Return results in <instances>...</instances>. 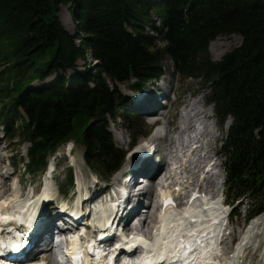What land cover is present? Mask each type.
I'll return each mask as SVG.
<instances>
[{
    "label": "trees",
    "instance_id": "trees-1",
    "mask_svg": "<svg viewBox=\"0 0 264 264\" xmlns=\"http://www.w3.org/2000/svg\"><path fill=\"white\" fill-rule=\"evenodd\" d=\"M70 4L75 36L57 17L59 7ZM230 35L242 37V45L213 61L211 42ZM88 52L95 70L68 79ZM168 59L184 79L209 88L221 119L233 118L225 141L229 183L248 193L264 189V0H0V120L9 135L32 143L33 172L69 141L111 172L123 153L106 130L107 118L115 116L122 95L106 80L135 79L138 90ZM52 76L50 88L31 89ZM142 134L136 127L132 140Z\"/></svg>",
    "mask_w": 264,
    "mask_h": 264
},
{
    "label": "rangeland",
    "instance_id": "rangeland-1",
    "mask_svg": "<svg viewBox=\"0 0 264 264\" xmlns=\"http://www.w3.org/2000/svg\"><path fill=\"white\" fill-rule=\"evenodd\" d=\"M59 20L64 28L70 30L74 35L77 34L76 25L72 19V12L70 7H61L59 10ZM156 23H159L158 18H156ZM71 22L72 25H68ZM152 34L150 31L148 32ZM243 43L242 37L238 35H230V36H222L216 38L210 44V54L214 61H220L225 55L230 53L231 51L239 48ZM87 64L90 67L96 66V61L90 55H87ZM86 62H80L79 71H84L86 69ZM172 63L170 61L166 64L167 72H171ZM68 77H73V73L69 72L67 74ZM170 79H166V83L168 85V81ZM177 81V80H176ZM174 81L173 84L176 82ZM134 81L126 83V84H117L111 85L112 90L125 94L126 97L132 96V91H130V85L133 84ZM110 87V90H111ZM172 87V85H171ZM177 87L180 91V98L177 102L178 106L175 110L172 111L169 117L164 118L163 124V132L165 134V140H167V148L165 150L166 159L169 162L173 160V151L175 149V139L174 135L179 131L180 120L183 119L185 112L190 108V105H194L195 109L198 110V116L195 117L192 115V122L190 123V127L192 130L189 132L185 140H189L192 138V142L195 140H204V138H209L213 140L212 148L215 152L221 151L223 147V142L226 139L228 128L231 125L230 120H226L221 122L214 111L213 105L207 102L208 99V91L203 90L201 86L200 80L195 79H187L177 82ZM1 103V102H0ZM201 111V112H200ZM122 122L117 121L114 122L112 120H108V130L112 134V139L117 148L120 150H127L130 144V139H125L124 132L122 129ZM20 126V120L18 124ZM147 125V124H146ZM195 125V126H194ZM149 127V126H147ZM145 127V129H147ZM203 132V133H202ZM140 141V140H139ZM141 144V141L138 145ZM30 147L29 143L19 144L18 138H14L12 140H2L0 141V199L11 200L16 194L19 195V203H15V206L18 207L21 203H24L25 199L36 196L41 188H47L53 199H58L60 194L63 191L64 193L69 192L68 190L71 188L68 184H70L67 179L69 173L71 172L68 168L69 163L72 162L74 165V169L76 172L80 173V179L91 184L92 182L89 179V175L91 172L94 173L93 180H101V173H98L94 169L89 168L84 159V155L86 153V149L76 143L70 146L61 147L53 156L51 157V161L56 168V172L52 176V180L47 178L45 181L40 175H29L24 174V166L26 161V152ZM72 150V158L68 160V154ZM197 158L198 156L194 154L193 158ZM199 158V157H198ZM201 160V157H200ZM203 160V161H207ZM16 161H18V167L16 166ZM15 163V164H14ZM194 164H191L190 167H194ZM205 165V163H204ZM173 174V173H172ZM174 176V174H173ZM54 177V179H53ZM225 171L224 167H221L219 174H215V177H211L209 182L204 184V188L208 190L210 193L219 192V196L221 194L225 195L226 185L223 182L225 181ZM49 180V181H47ZM81 180V182H82ZM119 179L115 178L114 175L108 179L111 184H115ZM91 182V183H90ZM222 182V183H221ZM46 183V184H45ZM43 184V186H41ZM219 187V188H218ZM51 188V189H50ZM87 185L82 189L86 190ZM59 192V193H58ZM81 192V191H79ZM71 194L73 196L74 189H71ZM67 196V194H66ZM247 201L244 200V206L241 208L243 214H245V210L247 209V205H245ZM98 206L102 205L101 202L97 204ZM183 210H177V214L181 215ZM154 219H150V224L153 225ZM151 228L147 229L148 240H151L154 236L151 234ZM237 233L240 234L244 243L237 245L238 254L236 255V259L234 262L238 264V262H243L244 264H261L263 258V253L258 254V252H263L264 250V217L262 218V222L258 225L255 224L252 228H248L244 226V224H240L237 227ZM246 241V242H245ZM261 257V258H260ZM255 259V260H254Z\"/></svg>",
    "mask_w": 264,
    "mask_h": 264
},
{
    "label": "bare ground",
    "instance_id": "bare-ground-1",
    "mask_svg": "<svg viewBox=\"0 0 264 264\" xmlns=\"http://www.w3.org/2000/svg\"><path fill=\"white\" fill-rule=\"evenodd\" d=\"M70 6H73V5L70 4V5H67L64 7L69 8ZM151 9L152 8L150 7L149 11ZM68 25L70 26V25H72V23L69 22ZM220 37H222V36H220ZM196 111L199 112L198 110L195 109L194 105H191L190 108L185 112V114L183 116L182 123L186 127L184 129L182 128V132H184V130H191L192 129V127H190V123H193L192 122V118H193L192 115L193 114L195 117L198 116ZM166 141L167 140H165V142ZM198 143H199V141L195 144H189L186 147H184L183 145L180 147L181 154H180V157L176 161V167L174 169V172L176 174L187 171V166H188L187 163L189 162V158L194 154V152L199 150V148L197 146ZM194 146H196L197 148L195 149ZM211 146L212 145L207 144V148L211 147ZM162 173H164V171L161 172V174ZM203 175L205 176L204 173H203ZM187 177L188 176H186V178ZM169 179H170V177H169ZM47 181H49V180H47ZM140 181H142V180H140ZM139 182L137 183L138 185L136 184L135 186L139 187L140 186ZM154 182L155 181H151L152 187L154 185ZM183 182H184V180H183ZM145 194L147 196H149L148 189H147V192ZM163 195L169 196V195H171V193L165 192V193H163ZM50 198H51L50 193L46 188L44 190V192L42 193V195L40 197H38V199L36 201H31L28 198L24 203H21V205L19 206V208L17 210L16 215L13 217L20 216L23 220H31L32 219V220H35L37 222L38 216L41 215L40 212H41L43 206L47 203V201ZM19 199H20L19 195L16 194L11 199L10 203L11 204L19 203L18 202ZM4 205H5V203H0V207H4ZM218 206H219L218 203H214V201H208L206 197H201V198H199V200H196V201L192 202L191 204L189 203V205H187V207L185 208L184 213H181V215L177 214V211L173 208H169L168 210H165V212L162 214L161 225L156 230L155 236L153 237V239H154L153 241L152 240L149 241L144 235H139V236L136 235L133 237V239H131L130 242H136L143 248L154 247L153 253H151L147 256H142V257L137 258V260H136L137 264H155V263H164V262L168 263V261L171 258L176 257V253H179L181 256V259L185 260V262L187 264H221L219 261L214 259V253L218 249V244H217L218 242H215V239H217V238L208 239L209 245L206 247L202 248L200 246H198V247L194 246L193 253H190L191 250L187 251V250L183 249L182 248L183 245L179 242V239H178L179 236H190V235H193L195 233L208 234L209 232H211L213 235L216 234V237L219 236L220 228L217 225L212 224L211 222H213L216 219L221 220L225 216L227 211H226V209L224 210V208L219 209ZM99 208L100 207H97V209L95 210V214L100 213V215L102 217L101 220L103 219V222H105L104 221L105 218L110 213L114 212L111 205L102 206L100 209ZM204 208L208 209L205 212H206V214L209 215V218L211 221H207V222L202 223L201 221H204V219L206 217H208L205 215V213L203 211ZM9 210L11 211L10 208H9ZM112 210H113V212H112ZM3 212L4 213L1 214V217H0V230L3 229L4 227H8V228L12 227L11 231L13 233H16L17 230L19 229V226H20V225H18L17 220H11V219H13L12 215L9 213V211H4V208H3ZM7 215H9V218H6ZM101 220H98L99 225H100L99 222H101ZM193 220L196 221V224H193L194 226L190 227L191 226L190 222ZM96 222H97V220H96ZM147 223H148L147 219H145V221L143 223H141V225L143 224V226L144 225L146 226ZM210 224H212V225H210ZM13 226H16V227L13 228ZM128 229H134V228H131L129 225ZM50 236L51 235L44 236V238L45 237L48 238ZM56 244L57 245H55V244L53 245V255L55 256V260H56L55 262L58 263L62 259V256H61L62 253H61L60 244L58 242H56ZM161 244H166V245L161 246ZM223 244L225 245V243H223ZM85 245L88 246V243L86 242ZM79 246H81V244L79 242L74 243L72 246V249L70 250V253H71V251H73V249H75ZM225 246H227V244ZM173 249L175 250V253H171L173 251ZM106 251L107 250L103 251V250L97 249V251H96L97 254H96L95 260H90L89 264H107L106 259L104 258ZM128 251L130 252V250H128ZM127 263L133 264L131 259H125L124 264H127ZM115 264H123V263H115ZM225 264H232V262L228 261V263H225Z\"/></svg>",
    "mask_w": 264,
    "mask_h": 264
}]
</instances>
